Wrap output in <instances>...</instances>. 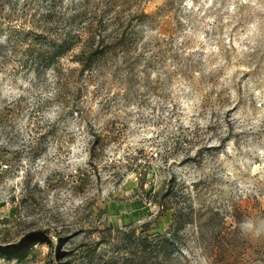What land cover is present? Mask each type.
Masks as SVG:
<instances>
[{"label":"rangeland","instance_id":"374dc122","mask_svg":"<svg viewBox=\"0 0 264 264\" xmlns=\"http://www.w3.org/2000/svg\"><path fill=\"white\" fill-rule=\"evenodd\" d=\"M118 15L121 49L83 70L82 35L51 58ZM0 160V243L48 231L58 264H264V0H0Z\"/></svg>","mask_w":264,"mask_h":264},{"label":"trees","instance_id":"16d2710c","mask_svg":"<svg viewBox=\"0 0 264 264\" xmlns=\"http://www.w3.org/2000/svg\"><path fill=\"white\" fill-rule=\"evenodd\" d=\"M138 17L145 18L147 15L140 12ZM76 16H73L72 19L68 20L70 24L76 22ZM116 23H104L102 20L93 21L87 23L85 27L81 28V32H76L75 34L67 33L66 38L60 43L53 46V50H51V58L56 59L57 57L63 55L64 53L71 51L76 44V40H82V35H85L87 38L84 40V49L81 54L77 57L78 62L82 65V69L85 70L87 68H91L94 64V61L100 57L106 56L112 52H115L116 49L122 48V43L125 42L127 32L125 31L127 28H123L124 25L120 24L119 15L114 19ZM115 25V29L111 28V26ZM129 27V25H128ZM124 29V30H123ZM169 192L165 194V197H168ZM162 209H165L163 204H160ZM46 233L49 234L48 231ZM145 241L150 245H153V241H150V237H148ZM162 242H167L168 238L163 237ZM50 244L49 242L43 240L30 241L23 248L12 251V252H1L0 257L6 258L9 260H18L25 257V254L37 244ZM63 258V254H60V259ZM65 258V254H64Z\"/></svg>","mask_w":264,"mask_h":264},{"label":"water","instance_id":"95a60500","mask_svg":"<svg viewBox=\"0 0 264 264\" xmlns=\"http://www.w3.org/2000/svg\"><path fill=\"white\" fill-rule=\"evenodd\" d=\"M37 240H43V241H46L52 244V246L55 248L53 261H54V264H58V258L61 253L60 242L56 238H54L53 236L49 235L46 232H35L33 234H29L23 237L17 243H8V244L0 243V251L1 252L17 251L23 248L28 242L37 241Z\"/></svg>","mask_w":264,"mask_h":264},{"label":"clouds","instance_id":"9594fccd","mask_svg":"<svg viewBox=\"0 0 264 264\" xmlns=\"http://www.w3.org/2000/svg\"><path fill=\"white\" fill-rule=\"evenodd\" d=\"M242 228H243V230H244L245 232H247V231H249L250 229L253 228V224L251 223V221H247V222H245V223L242 225ZM262 233H264V228H261V229H257V228H256V231H255V234H256V235H260V234H262Z\"/></svg>","mask_w":264,"mask_h":264},{"label":"built area","instance_id":"2783aa9c","mask_svg":"<svg viewBox=\"0 0 264 264\" xmlns=\"http://www.w3.org/2000/svg\"><path fill=\"white\" fill-rule=\"evenodd\" d=\"M0 167L1 168H7L8 166L6 164H4L3 161L0 160Z\"/></svg>","mask_w":264,"mask_h":264}]
</instances>
